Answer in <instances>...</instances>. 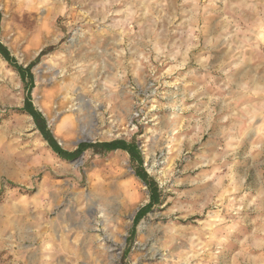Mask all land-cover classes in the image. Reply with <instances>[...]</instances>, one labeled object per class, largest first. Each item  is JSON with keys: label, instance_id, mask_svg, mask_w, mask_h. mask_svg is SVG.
Instances as JSON below:
<instances>
[{"label": "rangeland", "instance_id": "1", "mask_svg": "<svg viewBox=\"0 0 264 264\" xmlns=\"http://www.w3.org/2000/svg\"><path fill=\"white\" fill-rule=\"evenodd\" d=\"M0 10L15 63L0 55V264H255L264 0H0ZM15 65L31 67L33 84ZM64 77L85 102L67 106ZM28 96L62 149L80 155L52 151ZM116 140L137 144L142 164L94 148ZM112 183L139 197L119 215L121 236L88 229L81 203L90 185Z\"/></svg>", "mask_w": 264, "mask_h": 264}, {"label": "bare ground", "instance_id": "2", "mask_svg": "<svg viewBox=\"0 0 264 264\" xmlns=\"http://www.w3.org/2000/svg\"><path fill=\"white\" fill-rule=\"evenodd\" d=\"M15 2H16V0H15ZM3 6L6 8L5 4ZM25 15H27V14H25ZM22 17H25V16H22ZM41 33L44 34V32L42 30H41ZM50 57L54 58L55 56L50 55ZM67 70H68V67L62 68L61 73H59L58 75L59 76L64 75ZM58 75L54 76V79L58 80ZM83 80H81V81H83ZM59 82H60V88H59L60 92L63 96H65L64 99L67 100L66 104L68 107H69V105H71L70 106L71 108L74 107L73 102H76V101H77V103L78 102L79 103L85 102L83 99H81V97H79V98L73 97V95H75L74 94L75 87H73V85L71 84L72 81H71L70 77H64L62 80H59ZM81 89H84V88L81 87ZM41 90H42V88L40 87V88H37L35 91L40 92ZM38 98H40V97H38ZM38 98H36V99H38ZM77 108L78 109L75 110L76 111L75 116L79 115V113L82 111L81 110L82 107L80 108L79 105H77ZM46 113L48 116H51V118L56 117V114H57L56 112H54V114H53L52 109H48L46 111ZM78 163H81V162H78ZM125 175H129L128 172H125ZM124 185H126V184H124ZM89 188L90 189L87 193H86V191H83L80 193L81 200L83 199L81 201V203H83V201H84V204H85L87 211H89L93 215L91 217H93L95 220V226H93V227L91 225L94 222L92 220H86L87 221L86 224L90 225L89 227H92V228H88V229H90V230L94 229L95 231L96 230L98 231V229L101 226H103V230H105V231L111 230V231H114V234H118L121 236L122 233L120 232V230H121L120 226L124 227V224H122V222H120V221H122V219L119 215L129 214L130 211L135 206L133 203H131V201L134 198L138 199L139 197L138 198L134 197L135 194L133 193L134 194L133 195V194H131V192H129V191H131L130 190L131 188L129 189V186L123 187L121 184H118V183L117 184H113V183L110 184L108 187L109 190H106L105 192L100 191L98 189V186H94V185L91 186L90 185ZM121 201H122V203H121ZM120 206H123V207L121 208ZM98 214H100V216H98ZM101 217H103L105 219L104 221L107 223H104V222L102 223L103 220L101 221V219H100ZM109 223L110 224L112 223L113 226H110ZM111 236H113V235H111ZM98 237L99 236H97V238Z\"/></svg>", "mask_w": 264, "mask_h": 264}, {"label": "trees", "instance_id": "3", "mask_svg": "<svg viewBox=\"0 0 264 264\" xmlns=\"http://www.w3.org/2000/svg\"><path fill=\"white\" fill-rule=\"evenodd\" d=\"M0 22H1V13H0ZM0 53L9 63L15 64V63H13V59L10 58L8 51H6V50H4L3 48L0 47ZM15 67L19 71V73L22 74V76H24L25 79L26 78H30L31 84H33V74L31 72V67H28L26 69H23V67L18 66V65H15ZM24 110L33 117V119H34V121H35V123H36V125H37V127L39 129V131L41 132V135L44 138V140L48 142L49 146L52 148V150L56 154H58V156H60L61 158H64V159H70L72 157H76V156L80 155L83 152L82 148H78L76 151H74L72 153L64 151L61 148V146L54 139L53 135L47 130L45 119L43 118L41 113H39L38 111H36L34 109L32 103H31V98L29 96H28V98L25 101ZM41 125L44 126L45 131H43L41 129ZM99 146L104 147L106 151H113V150H117V149L125 150L131 155V157L135 161L139 162L138 158L140 157V151L138 149V145H136L134 143L133 144L131 143V144L127 145L124 141L117 140V141H113L111 143L96 144L95 145V150L96 151H97V148ZM136 174L142 181L147 183L148 175L145 172L142 173L141 171H139ZM154 185H155V183H154ZM158 197H159V195L152 197V202L149 204L150 207L159 203V198ZM142 211H140L137 214V216L135 218V221H138L141 218L140 215H141Z\"/></svg>", "mask_w": 264, "mask_h": 264}, {"label": "crops", "instance_id": "4", "mask_svg": "<svg viewBox=\"0 0 264 264\" xmlns=\"http://www.w3.org/2000/svg\"><path fill=\"white\" fill-rule=\"evenodd\" d=\"M0 13H1V10H0ZM2 13H1V22H2ZM1 22H0V30H1ZM44 35V34H43ZM0 47L1 48H3L4 50H6V51H8V49L6 48V46L3 44V43H1L0 42ZM9 52V51H8ZM0 55H1V53H0ZM2 56V55H1ZM3 57V56H2ZM4 58V57H3ZM5 59V58H4ZM6 60V59H5ZM7 61V60H6ZM8 62V61H7ZM28 97H26V99H27ZM31 98V97H30ZM26 99H25V101H26ZM31 103H32V98H31ZM25 106V105H24ZM34 107V106H33ZM36 111H38L36 108H34ZM39 112V111H38ZM40 113V112H39ZM29 114V113H28ZM30 115V114H29ZM42 115V114H41ZM31 116V115H30ZM43 116V115H42ZM32 117V116H31ZM33 118V117H32ZM34 124H35V126H36V129L38 130V132H39V129H38V127H37V125H36V123H35V121H34ZM53 137H54V135H53ZM54 139L56 140V138L54 137ZM57 141V140H56ZM117 141V140H116ZM119 141H122V140H119ZM111 142H113V141H111ZM111 142H104V143H111ZM127 145H129V144H131L130 142H127V141H124ZM58 143V142H57ZM103 142H101V143H96V144H102ZM59 144V143H58ZM95 144V145H96ZM133 144V143H132ZM49 145V144H48ZM137 145V144H136ZM51 148V147H50ZM62 148V147H61ZM94 148H95V146H94ZM52 149V148H51ZM138 149H139V147H138ZM117 150H122V149H117ZM53 151V150H52ZM65 151V150H64ZM113 151H116V150H113ZM113 151H106L105 150V148L104 147H101V146H99L98 148H97V153L98 154H100V155H104V154H106V153H110V152H113ZM122 151H125V150H122ZM54 152V151H53ZM127 154H128V156L130 157V159L131 160H133V161H135L132 157H131V155L127 152V151H125ZM55 153V152H54ZM58 155V154H57ZM139 163H141L142 164V162H143V159H142V157L140 156L139 158ZM135 162H137L138 163V161H135ZM140 164V165H141ZM261 247L262 248V246H263V244L262 243H256V247ZM255 264H264V253H261V254H259V255H257L256 256V259H255Z\"/></svg>", "mask_w": 264, "mask_h": 264}]
</instances>
